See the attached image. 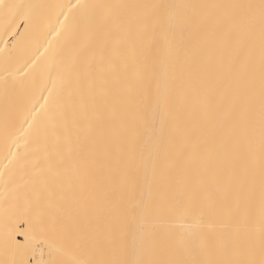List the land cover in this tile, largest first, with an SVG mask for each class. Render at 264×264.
Segmentation results:
<instances>
[{
    "label": "bare ground",
    "instance_id": "obj_1",
    "mask_svg": "<svg viewBox=\"0 0 264 264\" xmlns=\"http://www.w3.org/2000/svg\"><path fill=\"white\" fill-rule=\"evenodd\" d=\"M9 2L34 5L32 26L25 32L23 22L18 35H4L0 28V261L4 264H36L41 249L48 256L46 245L37 240L26 243L21 233L39 234L38 226L29 228L30 215L36 211L29 207L26 193L31 189V166L38 142L51 143L54 130L62 134L59 112L65 93L57 89L49 96L45 85L50 80L63 77L66 81L80 80L85 87L90 78L99 82L101 76L108 80V95L89 106L88 116L92 132L79 133L77 142L73 135L72 158L66 161L68 176L73 186L66 188L62 207L74 217V254L92 261L124 260L128 264L144 261H165L168 264H203L205 261L243 259L249 242L254 245L255 257H260L258 210L243 200L237 204L229 199L227 216L223 205V188L216 181L223 162L222 132L213 127L214 118L205 114L204 103L208 85L223 71L216 67V59L222 54L224 67L228 66L237 47V40L254 42L252 63L255 79L252 85L251 107L258 114L260 105V23L261 0H9ZM84 7L72 8L69 5ZM253 5L256 17L254 30L249 35L246 26L225 43L223 30L232 17H240L245 8H196L180 9L197 12L205 18L200 29L181 27L173 22L169 30L167 22L157 26L151 35L158 41L159 51L152 50L149 62L166 60L168 74L162 77L158 64L156 77L170 80L175 74L174 87L183 100L181 118L185 129L183 137H177L165 161L156 148L154 128L159 127L158 117L149 114L146 122L140 117L145 110V98L138 82L143 71L145 42L125 37L122 26L124 13L144 9H114L101 27L106 9L96 5ZM63 13V14H61ZM65 15L68 19H65ZM216 21L221 24L217 26ZM137 25L133 26V30ZM119 41V42H118ZM135 46V57L131 48ZM47 50V51H46ZM177 53L180 61L177 62ZM119 56L115 59L117 70L112 71L100 56ZM242 57H237L239 64ZM27 65V66H26ZM98 67L103 73L96 71ZM90 68L91 76L85 69ZM247 75L233 72L217 89L213 105L223 104L226 95L245 89ZM161 87L160 94L163 95ZM41 95L47 98L45 104ZM155 102V89L149 103ZM33 106L37 111H33ZM99 114V119L96 118ZM34 117V119H33ZM25 118L32 123L28 129ZM238 144L235 138L227 141L230 164L240 166L241 159L249 152V136L244 124L238 125ZM27 130V131H25ZM22 137L21 146L15 141ZM27 141V146L23 143ZM255 159L247 160L254 171L256 191H259V135L252 141ZM15 153V155H13ZM84 159L89 175L83 179L84 189L79 187L72 172L73 162ZM153 161L157 170L153 171ZM63 178V177H62ZM211 196V200H206ZM159 206L162 210H157ZM131 209V212L128 210ZM252 212L251 218L248 213ZM202 216L199 229L188 235L181 227L194 223ZM208 225L212 227L209 228ZM238 227V232H234ZM153 235L149 249L142 245L147 235ZM23 246V247H21ZM235 247L238 255L226 251Z\"/></svg>",
    "mask_w": 264,
    "mask_h": 264
},
{
    "label": "snow or ice",
    "instance_id": "obj_2",
    "mask_svg": "<svg viewBox=\"0 0 264 264\" xmlns=\"http://www.w3.org/2000/svg\"><path fill=\"white\" fill-rule=\"evenodd\" d=\"M36 7L30 4L9 2V0H0V28L3 29L4 35H18L17 30L23 27L25 32L32 26L33 16L32 9ZM69 11L72 8L84 7L82 5H69ZM94 7L106 9V12L101 18V27L107 22L114 9H144L141 14L135 11H128L124 13L125 20L122 26V32L125 37L139 42H145L146 49L144 54L143 71L138 74L139 84L143 90L145 98V110L141 114V121L146 122L149 118L155 120L158 117L159 127L154 128L153 132L156 138V148L160 156L166 161L169 156V151L173 146L177 137L185 135L181 111L183 100L179 97L175 87V74L170 80H165L156 77V67L158 64L159 72L162 77L168 74V64L166 60L149 62V56L153 49L159 51L158 41L155 36L151 35L157 26L167 22L169 30L173 26L174 21H178L179 25L183 27H192L200 29L205 22V18L195 11L191 13H179L180 9H196V8H245L248 11L243 13L240 17H232L227 21V26L223 30V38L227 43L234 33H238L242 26H246L251 36L256 23V17L251 12L255 6L247 5H96ZM63 14V13H61ZM65 19L68 16L65 15ZM259 23H260V54H259V70H260V105L258 114L251 107L253 100L252 85L255 79V67L252 63V56L254 52V42L249 38L247 42L239 37L237 40L236 51L229 60L228 66L224 67L223 55L221 54L216 59V67L223 71V76L217 77L212 81L207 88V97L204 103V110L206 115H211L213 120V127L220 129L222 132L221 147L224 149L223 162L218 169L216 181L222 185L223 188V205L226 208V215L231 217L232 211L228 208L229 199L235 200L237 204L241 200L249 205L254 206V210H258L259 217V234H260V257L256 259L254 245L249 242L246 248L245 258L243 259H225L205 261L203 264H264V0H261L259 5ZM217 26L221 24L216 21ZM137 25L135 31L133 26ZM119 42V41H118ZM47 51V50H46ZM132 57H135V46L131 48ZM237 57H242L239 64H237ZM115 59L123 60V57L100 56L101 62L105 60L111 67L112 71L117 70ZM180 56L177 53V62L179 63ZM27 66V65H26ZM96 71L103 73L104 69L98 67ZM86 74L91 76L90 68L85 69ZM233 72L240 75H247L248 86L245 89H240L232 95L227 96L228 91L225 88V93L222 94V99L226 100L223 104L213 105L212 98L216 89L227 80ZM51 88L45 85L44 91H48L49 96L57 89H62L65 93V100L59 112V124L55 128L62 129V134L54 130L53 139L51 143L45 140L42 144L38 142L37 148L34 150L33 159L30 161L31 166V189L26 193V198L29 207L33 205L36 211L30 215L28 221L29 228L38 226L39 234L29 236L28 230L21 234L25 236L26 243L31 240H37L39 244L46 245L48 248V256L44 257L43 249H41L40 258L36 264H128L124 260L113 261H92L88 259L78 258L73 252L74 238H73V224L74 217L66 211L61 204L64 199L63 193L66 188L71 189L73 186V177L68 176V167L66 161L72 158L73 154V135H75L77 142L80 140L79 133L83 132L85 136H89L92 132V125L88 116V109L91 106L95 107L99 99H103L108 95V80L102 76L97 82L96 79L90 78L86 85V89L81 85L80 80L76 81L65 80L63 77H58L55 80H50ZM153 86L155 89V102L149 103L153 94ZM163 86V95L160 94ZM41 99L45 100L44 108L47 104V98L41 95ZM33 111H37L33 106ZM99 119V114L96 116ZM34 119V117H33ZM25 123L28 124V129L32 128V123L25 118ZM244 124L245 132L249 136V152L241 159L240 166L230 164L228 160V153L231 150L227 141L235 138L236 143L232 148L238 144L239 128L238 125ZM259 135V166H260V183L259 191L257 193L255 186V174L247 165V160L255 159L252 151V141L257 133ZM27 131V130H25ZM22 137L18 138L15 143L17 148L21 146ZM27 146V141H23ZM15 155V153H13ZM157 170V161H153V171ZM72 172L76 180L80 181L79 187L84 189L83 179L89 175L88 165L84 159L75 160L73 162ZM63 177V178H62ZM206 200H211V196H206ZM157 210H162L157 206ZM131 212V209L128 210ZM251 218L252 212L248 213ZM202 216H198L194 223H186L181 225L188 231V235H196L192 230L199 229L202 223ZM211 228V225H208ZM234 232H238V227H234ZM153 244V235L149 233L142 245L145 249H149ZM23 247V246H21ZM226 251L236 256L238 255L236 248L233 246L229 248L226 246ZM0 264H4L0 261ZM143 264H168L165 261H144Z\"/></svg>",
    "mask_w": 264,
    "mask_h": 264
}]
</instances>
